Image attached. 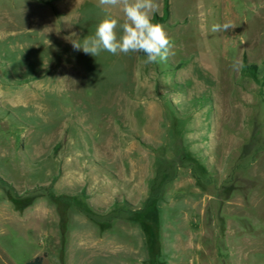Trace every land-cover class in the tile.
Segmentation results:
<instances>
[{"label":"rangeland","instance_id":"1","mask_svg":"<svg viewBox=\"0 0 264 264\" xmlns=\"http://www.w3.org/2000/svg\"><path fill=\"white\" fill-rule=\"evenodd\" d=\"M158 3L146 65L73 48L118 8L0 0V264H264V0Z\"/></svg>","mask_w":264,"mask_h":264},{"label":"clouds","instance_id":"2","mask_svg":"<svg viewBox=\"0 0 264 264\" xmlns=\"http://www.w3.org/2000/svg\"><path fill=\"white\" fill-rule=\"evenodd\" d=\"M99 6L105 10L118 8L123 13V22L106 15L96 25L94 34L72 42L75 50L95 57L102 51L112 55L142 53L146 65L167 62L174 54V44L165 26L153 21L159 10L158 0H99ZM235 27L227 20L213 24L211 32H227Z\"/></svg>","mask_w":264,"mask_h":264},{"label":"trees","instance_id":"3","mask_svg":"<svg viewBox=\"0 0 264 264\" xmlns=\"http://www.w3.org/2000/svg\"><path fill=\"white\" fill-rule=\"evenodd\" d=\"M168 16V3L167 0H165L164 3V17ZM164 20L163 17H158V16H154L153 17V21L154 22H158V23H162ZM243 71L250 75L251 77L255 78L256 76V66L254 64H249L247 63L246 58H244V63H243ZM263 78H264V73H263ZM44 257L45 255L42 256H36L33 259L29 260L28 262L24 263V264H45L44 262Z\"/></svg>","mask_w":264,"mask_h":264},{"label":"crops","instance_id":"4","mask_svg":"<svg viewBox=\"0 0 264 264\" xmlns=\"http://www.w3.org/2000/svg\"><path fill=\"white\" fill-rule=\"evenodd\" d=\"M60 153H62V151H60ZM62 166V168L65 170V171H70V169H71V171L74 169L75 171H77L78 169L76 168V167H74V165H72V164H69V163H65L64 165H61ZM4 191H6L7 192V195L9 196V189H4ZM9 193V194H8ZM23 194L24 193H21V194H16L15 193V195H14V197H16V198H21L22 196H23ZM7 199H11V201H13L12 199V197H7ZM29 208L31 209H33L32 210V214H33V217H34V219H35V222H36V226L38 227V225H39V221H40V216H41V208L39 207V205H37L36 203H33V204H31L30 203V205H29V207H28V210H29ZM30 211V210H29ZM31 216V212H29V214H28V218ZM30 219V218H29ZM28 226H31L30 225V221H29V223H28ZM43 255H45V254H43ZM37 256V255H36ZM36 256H33L32 257V259L34 258V257H36ZM46 256V255H45ZM44 262H45V264H51V263H49L48 261H47V257L46 258H44ZM21 264H24V263H21Z\"/></svg>","mask_w":264,"mask_h":264}]
</instances>
